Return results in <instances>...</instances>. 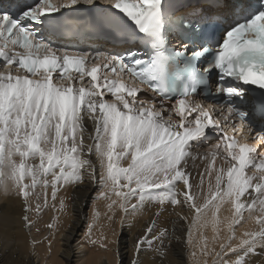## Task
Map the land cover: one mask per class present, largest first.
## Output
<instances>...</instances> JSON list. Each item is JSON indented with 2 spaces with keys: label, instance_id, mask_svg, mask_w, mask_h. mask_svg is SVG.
<instances>
[{
  "label": "snow or ice",
  "instance_id": "obj_1",
  "mask_svg": "<svg viewBox=\"0 0 264 264\" xmlns=\"http://www.w3.org/2000/svg\"><path fill=\"white\" fill-rule=\"evenodd\" d=\"M88 186L106 211L74 240ZM0 192L29 237L57 213L30 241L49 252L264 264V0H0Z\"/></svg>",
  "mask_w": 264,
  "mask_h": 264
},
{
  "label": "bare ground",
  "instance_id": "obj_2",
  "mask_svg": "<svg viewBox=\"0 0 264 264\" xmlns=\"http://www.w3.org/2000/svg\"><path fill=\"white\" fill-rule=\"evenodd\" d=\"M203 149H201L202 151ZM199 164V162H198ZM200 170H203V164H199ZM95 188V186H88L84 190L77 192L75 195L77 196V200L75 204H78L76 210L78 212V217L75 219V223L72 228L75 230L77 234V230L79 226H81L82 219L81 217V210L84 204V199L89 196L90 192ZM69 192V195L72 193ZM63 195V193H61ZM80 202V203H79ZM70 203V201H69ZM103 208H100L99 211L104 213L106 211L105 203H103ZM58 206V203H57ZM18 207L17 202L13 201L12 199L4 196L2 192H0V233H1V242H0V264H34L32 262V258L35 256L37 259V264H62L58 262L56 259V250L57 247L60 246V243H54L52 251L49 252L48 246L46 243L40 244L38 243L35 247L31 244V239H35L37 241H42L43 237L48 235V229L46 225L51 223L57 213L54 210H45L44 213L38 219V227H40L41 231L37 233L35 229H33L31 237H29L22 229L19 228L20 221L15 215V209ZM101 207V206H100ZM151 210V209H150ZM148 213V209L138 215L135 220L134 224L131 227V237H135L141 233V231L147 226L148 221L153 219V214H146ZM91 214V213H90ZM226 214V213H225ZM120 213L117 212L116 219L119 220ZM140 218V219H139ZM61 221L63 222V227L67 228L70 225L71 219V208L69 210V215L60 217ZM105 221L101 220V223ZM5 224H7V234H5L4 228ZM16 227H13V226ZM119 224H115L117 228ZM171 227V225L169 226ZM129 229V228H128ZM118 230V229H117ZM211 233L209 232V236ZM20 237V240L24 242L21 244V247H18V244L15 241L16 238ZM75 237V236H74ZM73 237V239H74ZM132 241L130 240V243ZM99 249L95 248H85L83 250H78V254L74 255H64L65 264H68L69 260H72L73 257L76 256L75 264H115L113 259V255L110 252H97ZM123 258L127 259L129 263L130 254L126 256L124 252ZM187 259V253L182 252L180 255H172L169 257V260L178 261V264H187L185 260ZM4 261V262H3ZM173 264H176L175 262Z\"/></svg>",
  "mask_w": 264,
  "mask_h": 264
},
{
  "label": "rangeland",
  "instance_id": "obj_3",
  "mask_svg": "<svg viewBox=\"0 0 264 264\" xmlns=\"http://www.w3.org/2000/svg\"><path fill=\"white\" fill-rule=\"evenodd\" d=\"M203 151V150H202ZM84 190V189H83ZM96 193H97V188L95 187L91 192H90V194H89V196H87L85 199H84V204H83V206H82V212H81V215H83V216H85V215H90V213H91V209H92V206H93V203H96V206H97V208L98 209H100V208H103V203H105L104 201H99V202H96L95 201V196H96ZM71 194V193H70ZM69 196H71V195H69ZM70 201V204H71V219H70V225H74V223H75V219L78 217V212H77V210H76V207H78V204H72L71 203V200H69ZM80 203V202H79ZM101 206V207H100ZM104 209V208H103ZM146 209H148V213L146 212V214L148 215V214H153V216H154V213H155V211H156V208L153 206V207H151V208H146ZM151 209V210H150ZM173 219H175V216L173 215V217H172ZM140 219V218H139ZM85 223H86V221H84L83 219H82V222H81V226H79V229L77 230V234L75 235V237H74V240L75 239H78L79 238V236H81L82 234H83V231H84V226H85ZM171 224H169L168 226H170ZM114 227H115V225H114ZM117 229H118V231L120 230V228H119V226L117 227ZM132 229H131V227L128 229V228H125L124 229V231H126L127 233H128V235L127 236H125V242L126 243H129L130 244V236L131 235H129V234H131L129 231H131ZM0 240H1V233H0ZM1 242V241H0ZM14 242H16L17 244H18V247H21V244H24V242L22 241V240H20V237H18V238H16L15 239V241ZM96 249V248H95ZM64 251H65V248H64V245L62 244V243H60V246L59 247H57V250H56V259H57V261L58 262H61L62 264H65V258H64V256H63V253H64ZM81 251V250H80ZM97 252H104L103 250H98ZM125 253H126V256H128V254H130L129 253V251H124ZM74 255H76V254H78V250L77 251H75L74 253H73ZM170 256H171V254H170ZM169 256V257H170ZM75 259H76V256L75 257H73L72 258V264H75ZM114 259V258H113ZM32 260V262L34 263V264H37V259L35 258V256L31 259ZM115 261V260H114ZM4 262V261H3ZM176 263V264H178V261L176 260V261H174V260H172L171 261V264H173V263ZM185 262L187 263V259L185 260ZM53 264H55L54 262H53ZM123 264H129L128 262H127V259L126 258H123Z\"/></svg>",
  "mask_w": 264,
  "mask_h": 264
}]
</instances>
